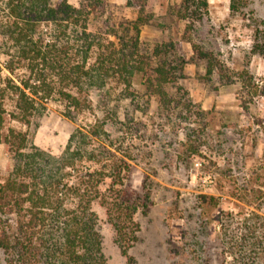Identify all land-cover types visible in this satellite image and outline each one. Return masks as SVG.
<instances>
[{
  "label": "rangeland",
  "instance_id": "rangeland-1",
  "mask_svg": "<svg viewBox=\"0 0 264 264\" xmlns=\"http://www.w3.org/2000/svg\"><path fill=\"white\" fill-rule=\"evenodd\" d=\"M204 1L207 7L200 4L197 19L181 20V0H98L97 5L69 0L75 7L90 5L88 31L102 45L115 42L106 34L111 25L134 21L139 14L150 17L140 35L142 54L150 55L157 43L172 42L183 60L177 80L163 87L164 98L147 91L143 73L128 88L121 79H111L104 89L89 93L90 106L74 122L64 117L58 101L47 105L36 129L8 123L6 114L2 135L10 126L28 131L31 143L53 156L62 154L77 129L98 121L109 153L97 152L83 165L96 170L108 165L104 197L117 198L122 185L149 195L148 208L134 217L139 232L128 251L132 264H221L227 237H240L245 223L259 222L264 230V0H245L239 13H232L230 0ZM5 2L0 0V7ZM6 19L0 10V27ZM5 42L0 36V99L7 111ZM142 61L144 67L155 64L147 57ZM18 73L26 75L23 67ZM97 146L94 142L88 149ZM12 164L0 143V180ZM201 195L215 200L202 205ZM92 207L107 264H129L101 200ZM0 264H5L1 250Z\"/></svg>",
  "mask_w": 264,
  "mask_h": 264
},
{
  "label": "trees",
  "instance_id": "trees-1",
  "mask_svg": "<svg viewBox=\"0 0 264 264\" xmlns=\"http://www.w3.org/2000/svg\"><path fill=\"white\" fill-rule=\"evenodd\" d=\"M230 1L232 13L241 12L245 0ZM92 2L98 4V0H85ZM85 3L75 7L69 0L54 4L51 0H6L0 7L7 17L0 27L6 41L3 63L7 71V111L5 99H0V143L13 162L7 178L0 180V250L5 264H107L99 219L92 207L97 200L115 229V243L128 263H133L128 251L139 232L134 217L148 208L149 195H137L122 185L117 198L104 197L101 186L108 165L98 170L83 165L93 162L97 152L107 151L102 139L106 133L98 121L88 129H77L60 156L34 146L28 131L10 126L2 135L6 114L8 123L36 129L52 101L61 102L64 117L76 121L90 106L89 93L104 89L111 79H121L128 88L133 77L143 73L147 91L167 96L163 87L177 80L183 64L174 44L157 43L150 55L142 54L140 35L150 17L139 14L134 21L111 25L106 34L115 42L102 45L88 31L90 5ZM200 4L202 9L207 7L204 0H181L180 19H197ZM196 53L210 60L206 53L198 49ZM143 57L153 59L155 66L147 63L144 67ZM22 67L26 75L18 73ZM94 142L98 149L89 150ZM124 165L129 169L130 165ZM199 199L202 205L215 200L206 195ZM258 223H245L240 237H227L221 264L228 255L232 260L226 264H264V230Z\"/></svg>",
  "mask_w": 264,
  "mask_h": 264
}]
</instances>
